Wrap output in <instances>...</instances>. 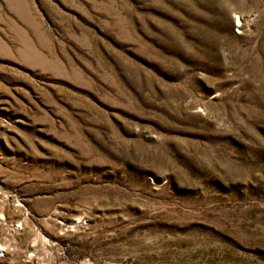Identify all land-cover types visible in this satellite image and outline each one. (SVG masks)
I'll return each mask as SVG.
<instances>
[{
    "label": "rangeland",
    "instance_id": "1",
    "mask_svg": "<svg viewBox=\"0 0 264 264\" xmlns=\"http://www.w3.org/2000/svg\"><path fill=\"white\" fill-rule=\"evenodd\" d=\"M0 264H264V0H0Z\"/></svg>",
    "mask_w": 264,
    "mask_h": 264
}]
</instances>
